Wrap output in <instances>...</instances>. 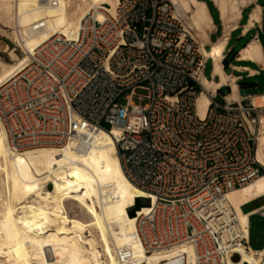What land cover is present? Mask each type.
<instances>
[{"label":"built area","instance_id":"obj_1","mask_svg":"<svg viewBox=\"0 0 264 264\" xmlns=\"http://www.w3.org/2000/svg\"><path fill=\"white\" fill-rule=\"evenodd\" d=\"M106 6L91 8L76 35L55 34L30 52L26 66L0 85V129L23 149L63 145L89 122L118 128L127 176L155 195L136 224L144 250L194 246L195 264H229V252L245 238L225 201L264 174L256 153L264 107L252 96L229 101L204 87L206 52L223 35L205 50L172 0ZM43 26L37 21L33 30ZM9 49L0 48V58ZM204 92L210 101L200 114ZM255 210L249 217H264Z\"/></svg>","mask_w":264,"mask_h":264},{"label":"bare ground","instance_id":"obj_2","mask_svg":"<svg viewBox=\"0 0 264 264\" xmlns=\"http://www.w3.org/2000/svg\"><path fill=\"white\" fill-rule=\"evenodd\" d=\"M172 2L188 18L187 31L192 34L195 30L200 41H209L213 24L206 3ZM214 2L226 29L224 36L212 43V50L206 52L207 59L214 58L215 72L221 75L220 84L202 77L204 87L212 91L228 80L220 69V54L233 27L229 24L239 18L241 7L248 1ZM117 3L118 0H60L58 6L52 7L38 0H0V20L12 26V37L23 53L19 55L17 48H10L11 61L0 58V85L23 69L29 53L55 34L76 35L91 8L109 5L113 11ZM259 18L260 8H255L251 25ZM40 20L44 26L33 30L34 23ZM258 47L252 42L242 56H252ZM0 48L6 51L8 44L0 40ZM238 97L233 82L228 99L237 101ZM209 101L205 92L199 96L200 114H204ZM252 101L264 107V94L253 96ZM72 119H79L76 113H72ZM262 125L256 153L264 167V116ZM75 132L76 138L63 145L18 149L0 129V264H195L194 246L147 253L136 238L137 220L151 208L155 195L127 176L114 137L119 129L110 131L89 122ZM263 196L264 174L227 194L225 204L236 213L238 231L245 238L229 252V264H264V245H251L250 218L242 209V205ZM255 211H264V205Z\"/></svg>","mask_w":264,"mask_h":264},{"label":"crops","instance_id":"obj_3","mask_svg":"<svg viewBox=\"0 0 264 264\" xmlns=\"http://www.w3.org/2000/svg\"><path fill=\"white\" fill-rule=\"evenodd\" d=\"M208 9V13L211 17L213 28L209 32V41L202 42L204 49H208V45L213 39L224 36L225 23L222 19V13L214 0H203ZM248 2L241 7V14L239 18L232 21L229 25L233 26L230 29L229 36L227 38V44L224 52L219 58L220 69L227 76V82L222 83L217 87L219 99L228 96L232 93V83L237 86L238 100L244 101L250 96H256L264 94V92H257V90L264 83V2L262 0H247ZM255 8H260V18L254 21L251 25V15ZM212 9L217 12V19L212 13ZM247 11V15L245 13ZM233 23V24H232ZM236 34L237 42L245 41L235 51V44L232 45L231 41L233 35ZM257 43L258 50L252 54V56L244 57L243 52L252 43ZM216 62L214 59H207L205 62V77L207 80H211L217 83H221V75L219 72H215ZM209 70V74L206 71ZM232 81V82H231ZM246 89L253 90V92H244ZM230 100V99H228ZM233 101V100H230ZM264 205V204H263ZM262 206V205H261ZM259 206V207H261ZM258 208V207H257ZM252 211V210H251ZM253 214H250V220Z\"/></svg>","mask_w":264,"mask_h":264},{"label":"rangeland","instance_id":"obj_4","mask_svg":"<svg viewBox=\"0 0 264 264\" xmlns=\"http://www.w3.org/2000/svg\"><path fill=\"white\" fill-rule=\"evenodd\" d=\"M262 2H264V0H262ZM212 13L215 16V18L217 19V12L214 9H212ZM246 15H247V11L245 13V16ZM186 18L187 17H185V15H184L185 27L188 28V21L189 20H188V18L187 19ZM11 28H12V26H10L8 24H5L3 21L0 20V40H2L5 43L9 44L11 49L12 48H17L16 52L19 55H22L23 53H22L21 49L18 48V45H17L16 41L12 37ZM194 31L195 30H192L193 37L195 39L199 40V37L197 36L196 31L195 32ZM244 43H245L244 40L240 41V42H237L236 34L233 35L231 44L232 45L235 44V51L240 46H242ZM2 48H4V47H2ZM4 57L5 58L3 60H5L6 62H10L11 61V58H10L9 55L6 54ZM206 74H209V70L206 71ZM137 92L138 93H143V94L145 93V91H143V90H138ZM244 92H253V90L246 89ZM257 92H264V83L257 90ZM120 101L124 102L125 100L124 99H120ZM134 101L136 103L140 102L138 97H134ZM145 102H146L145 100L142 101V103H145ZM263 204H264V196L254 200V201H251V202L247 203L246 205H243L242 209H243L244 212H249V211H251V210H253V209H255V208H257V207H259V206H261ZM251 221H252V234H251V237H250V243H251V245L253 247L260 248V247H262L264 245V217H261L259 214H254L251 217ZM235 259H237V256L235 257Z\"/></svg>","mask_w":264,"mask_h":264},{"label":"trees","instance_id":"obj_5","mask_svg":"<svg viewBox=\"0 0 264 264\" xmlns=\"http://www.w3.org/2000/svg\"><path fill=\"white\" fill-rule=\"evenodd\" d=\"M251 221V220H250ZM250 234H252V221H251V229H250Z\"/></svg>","mask_w":264,"mask_h":264}]
</instances>
